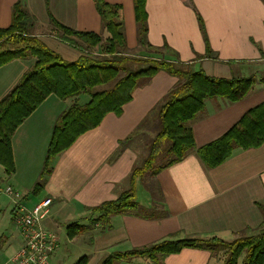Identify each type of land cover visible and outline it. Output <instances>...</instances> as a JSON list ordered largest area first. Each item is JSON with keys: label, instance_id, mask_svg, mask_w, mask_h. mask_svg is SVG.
Segmentation results:
<instances>
[{"label": "crops", "instance_id": "0c3cea01", "mask_svg": "<svg viewBox=\"0 0 264 264\" xmlns=\"http://www.w3.org/2000/svg\"><path fill=\"white\" fill-rule=\"evenodd\" d=\"M17 1L0 0V28L10 26ZM48 1L47 8L46 0H23L35 19L34 33L63 59L73 62L81 52L55 37L57 30L50 24L49 13L68 28L108 37L93 0ZM106 1L122 5L127 46L132 55L138 56L133 0ZM146 11L148 43L155 48L170 47L168 59L215 78L264 72V0H146ZM198 16L203 20L207 41ZM35 62L36 59H16L0 68V99ZM177 81L174 76L159 72L148 84L136 88L120 115L108 113L100 126L80 136L55 157L52 173L38 189L34 187L40 178L51 132L67 108V100L49 96L12 137L16 170L10 176V186L23 193L22 202L30 208L45 197L52 198L43 226L60 233L64 225L68 245L86 247L88 264H98L113 252L144 247L172 236L230 242L242 232L256 231L263 223L264 142L258 148L235 151L214 168L207 167L192 152L182 162L162 170L155 179L161 202L157 193V199L148 190L142 194L146 207L157 209L154 218L118 215L111 218L109 226L92 222L96 218L92 208L116 200L129 189L130 175L141 159L133 143L123 148L120 143L132 136ZM262 103L264 76L257 78L248 95L238 102L207 99L190 125L196 147L217 140ZM15 206L11 209L13 222ZM71 224L87 230L70 239L67 228ZM19 237V245L7 257L11 258L20 248V234ZM60 247L61 240L53 256ZM137 260L122 262L140 264ZM164 264H222V260L208 251L184 249L166 257Z\"/></svg>", "mask_w": 264, "mask_h": 264}, {"label": "trees", "instance_id": "16d2710c", "mask_svg": "<svg viewBox=\"0 0 264 264\" xmlns=\"http://www.w3.org/2000/svg\"><path fill=\"white\" fill-rule=\"evenodd\" d=\"M93 1L108 33L107 38L98 33L68 28L48 10L50 24L57 30L55 37L81 52L73 62L63 59L34 33L36 22L23 0H18L13 6L10 26L0 28V68L16 59H36L18 84L0 99V166L9 176L15 173L12 137L49 96L54 95L64 101L71 99L72 103L53 126L40 178L34 187L38 189L52 173L56 156L68 150L80 136L100 126L108 113L120 115L136 88L148 84L157 73L165 72L177 78V84L132 136L120 143V148L129 146L137 131L143 125H148L152 117L159 120V131L146 146L147 155L130 175L129 189L116 200L91 209L96 215L92 222L104 226H109L111 218L118 215L151 219L158 211L155 207L148 208L137 202L138 180L146 185L154 198L157 199L155 193L159 194L161 202L156 176L162 170L182 162L192 152L207 167L214 168L223 164L237 150L260 147L264 142V103L249 110L217 140L196 147L190 125L204 109L205 101L222 98L238 102L248 95L257 80L256 76L215 78L202 70H193L188 64L168 59L166 53L171 52L170 47L164 45L155 48L148 43L146 0H133L140 54L132 55L127 46L122 5L110 4L106 0ZM46 5L48 8V0ZM198 20L207 41L203 20L199 16ZM82 97L88 100L81 103L79 100ZM162 156H166L167 160L155 167ZM261 211L263 223L254 236H240L230 242L218 238L175 240L172 236L144 247L113 252L98 264H117L134 258L147 259L151 264H164L166 257L184 249L204 250L212 255L226 250L227 257L223 264H239L242 256V264H264V207H261ZM164 214L167 215V212ZM86 230L87 227L71 224L67 228V235L73 239ZM76 264H88V257H82Z\"/></svg>", "mask_w": 264, "mask_h": 264}, {"label": "rangeland", "instance_id": "374dc122", "mask_svg": "<svg viewBox=\"0 0 264 264\" xmlns=\"http://www.w3.org/2000/svg\"><path fill=\"white\" fill-rule=\"evenodd\" d=\"M102 37L105 38V34H102ZM107 37V34H106ZM60 52H62L61 49H59ZM67 60V59H66ZM68 61V60H67ZM70 62V60H69ZM264 76V72L260 74H256V78H260ZM88 100L87 97L80 98L81 103H85ZM67 105L70 106L72 103V100H67ZM151 123L149 122L148 125H143L140 130L137 131L135 138L133 140L134 149L137 150L140 153V161L139 165L142 163L144 157L147 155L146 146L147 144L152 140V138L158 133L160 124L159 120L152 117L150 119ZM129 144V143H127ZM167 160L166 156H162L156 163L155 167H159L164 161ZM10 176L7 175L3 169L2 166H0V264H3L4 261L8 256V253L14 250L18 245L20 241L19 237V230L15 226V223L12 221L11 218V209L12 206H14V201L6 195L3 191L7 186H10L9 183ZM149 179V178H148ZM146 185L141 181L138 180L137 182V202L140 205H143L146 207L145 201L142 200V194L143 192L147 191ZM149 191V190H148ZM20 192V191H19ZM22 195L23 193L20 192ZM31 200H33L35 197H30ZM64 227V225H63ZM61 227L60 233L58 235L60 236L61 240V247L56 252V254L53 256V259L51 261L52 264H76L82 257L87 256V249L86 247L82 245H68V240L66 237L65 230ZM257 231H253L251 233L248 232H242V234L238 235L234 240L238 239L240 236H254L256 235ZM82 239V236L80 237ZM185 238H177L175 240H180ZM232 240V241H234ZM217 256H219L220 261L222 260V264L225 261V258L227 257V251L223 250L219 253H217ZM244 256H242L239 259V264H242V259ZM138 259L137 261L140 264H149L151 263L147 259H141V258H134ZM133 260V259H132ZM136 261V263H137ZM117 264H127L125 262H118Z\"/></svg>", "mask_w": 264, "mask_h": 264}, {"label": "built area", "instance_id": "2783aa9c", "mask_svg": "<svg viewBox=\"0 0 264 264\" xmlns=\"http://www.w3.org/2000/svg\"><path fill=\"white\" fill-rule=\"evenodd\" d=\"M2 192L16 205L14 223L22 239L20 248L3 264H51L60 244L58 233L43 226L53 204L52 198L45 197L30 208L23 204L20 192L11 186Z\"/></svg>", "mask_w": 264, "mask_h": 264}]
</instances>
